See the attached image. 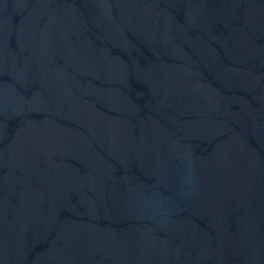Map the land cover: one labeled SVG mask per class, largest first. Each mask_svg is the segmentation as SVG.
Returning <instances> with one entry per match:
<instances>
[{
    "label": "water",
    "instance_id": "95a60500",
    "mask_svg": "<svg viewBox=\"0 0 264 264\" xmlns=\"http://www.w3.org/2000/svg\"><path fill=\"white\" fill-rule=\"evenodd\" d=\"M0 264H264V0H0Z\"/></svg>",
    "mask_w": 264,
    "mask_h": 264
}]
</instances>
